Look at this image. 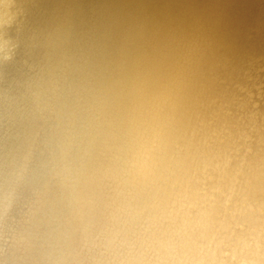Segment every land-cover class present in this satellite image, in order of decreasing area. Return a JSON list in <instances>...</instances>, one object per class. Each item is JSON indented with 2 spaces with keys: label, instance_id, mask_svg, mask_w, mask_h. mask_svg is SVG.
Masks as SVG:
<instances>
[{
  "label": "clouds",
  "instance_id": "9594fccd",
  "mask_svg": "<svg viewBox=\"0 0 264 264\" xmlns=\"http://www.w3.org/2000/svg\"><path fill=\"white\" fill-rule=\"evenodd\" d=\"M236 0H0V264H264V21Z\"/></svg>",
  "mask_w": 264,
  "mask_h": 264
},
{
  "label": "bare ground",
  "instance_id": "6f19581e",
  "mask_svg": "<svg viewBox=\"0 0 264 264\" xmlns=\"http://www.w3.org/2000/svg\"><path fill=\"white\" fill-rule=\"evenodd\" d=\"M232 15L245 26H254L264 21V0H236Z\"/></svg>",
  "mask_w": 264,
  "mask_h": 264
}]
</instances>
